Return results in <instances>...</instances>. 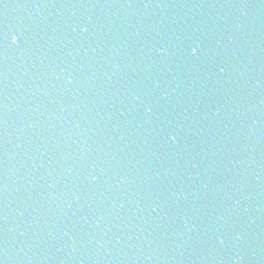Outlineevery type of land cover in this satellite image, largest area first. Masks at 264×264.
<instances>
[{
	"label": "water",
	"instance_id": "obj_1",
	"mask_svg": "<svg viewBox=\"0 0 264 264\" xmlns=\"http://www.w3.org/2000/svg\"><path fill=\"white\" fill-rule=\"evenodd\" d=\"M0 264H264V0H0Z\"/></svg>",
	"mask_w": 264,
	"mask_h": 264
},
{
	"label": "clouds",
	"instance_id": "obj_2",
	"mask_svg": "<svg viewBox=\"0 0 264 264\" xmlns=\"http://www.w3.org/2000/svg\"><path fill=\"white\" fill-rule=\"evenodd\" d=\"M13 39L15 40V37H13Z\"/></svg>",
	"mask_w": 264,
	"mask_h": 264
},
{
	"label": "snow or ice",
	"instance_id": "obj_3",
	"mask_svg": "<svg viewBox=\"0 0 264 264\" xmlns=\"http://www.w3.org/2000/svg\"><path fill=\"white\" fill-rule=\"evenodd\" d=\"M193 51H195V49H193Z\"/></svg>",
	"mask_w": 264,
	"mask_h": 264
}]
</instances>
